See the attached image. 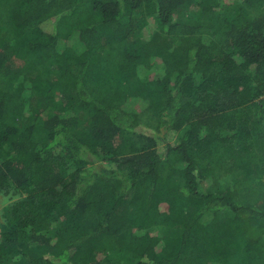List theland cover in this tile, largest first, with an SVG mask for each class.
Here are the masks:
<instances>
[{
  "label": "trees",
  "instance_id": "16d2710c",
  "mask_svg": "<svg viewBox=\"0 0 264 264\" xmlns=\"http://www.w3.org/2000/svg\"><path fill=\"white\" fill-rule=\"evenodd\" d=\"M13 191L0 264H264V0H0Z\"/></svg>",
  "mask_w": 264,
  "mask_h": 264
},
{
  "label": "rangeland",
  "instance_id": "374dc122",
  "mask_svg": "<svg viewBox=\"0 0 264 264\" xmlns=\"http://www.w3.org/2000/svg\"><path fill=\"white\" fill-rule=\"evenodd\" d=\"M157 27H158L157 23L154 20H152V18H150L148 27H146L145 30L143 31V38L147 39L150 36V34L152 33V31L156 30ZM141 107L135 106V110L140 111L143 109ZM144 120H146V118H144ZM15 192L16 191H13V194L11 196H6L3 194H0V223L4 222L5 208L8 205H10L12 202L17 201L19 199L18 195L15 194Z\"/></svg>",
  "mask_w": 264,
  "mask_h": 264
}]
</instances>
